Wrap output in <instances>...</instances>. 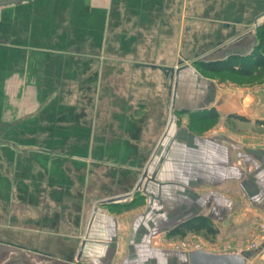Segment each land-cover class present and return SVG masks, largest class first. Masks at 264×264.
Instances as JSON below:
<instances>
[{
	"label": "crops",
	"instance_id": "obj_1",
	"mask_svg": "<svg viewBox=\"0 0 264 264\" xmlns=\"http://www.w3.org/2000/svg\"><path fill=\"white\" fill-rule=\"evenodd\" d=\"M7 5L0 130L25 132L0 142L9 226L78 243L81 264H185L188 251L160 241L199 219L216 245L247 250L235 246L264 220V83L206 76L195 62L250 55L264 0ZM211 109L213 131L187 128ZM253 252L249 264L264 263Z\"/></svg>",
	"mask_w": 264,
	"mask_h": 264
},
{
	"label": "rangeland",
	"instance_id": "obj_2",
	"mask_svg": "<svg viewBox=\"0 0 264 264\" xmlns=\"http://www.w3.org/2000/svg\"><path fill=\"white\" fill-rule=\"evenodd\" d=\"M11 0H0L1 2H8ZM8 4V3H7ZM7 4L0 5V10L6 8ZM8 13H5V17L2 18L0 25V44L6 45L9 43V25H8ZM1 16V15H0ZM3 17V16H2ZM37 19V18H36ZM260 21L254 24V29L257 31L258 40L264 42V33L262 32V24ZM261 34V35H260ZM6 38V39H4ZM261 38V39H260ZM8 59L9 54L7 51H0V79L4 82L0 85V113H8V108L10 107V102L7 95V80H8ZM196 66V65H195ZM197 68V66H196ZM198 69V68H197ZM198 71H200L198 69ZM4 75V76H3ZM207 76V75H206ZM218 77H225L231 82H239L241 86L246 85H262L264 83V74L255 79H238L233 76L220 75ZM224 78V79H225ZM6 92V93H5ZM13 106V105H12ZM13 108H15L13 106ZM178 125H181L182 115L177 114ZM3 117V114H2ZM7 117V114H6ZM218 121H202V120H191L189 121L187 128L197 136L205 135L213 131L217 125ZM0 130V142H24V131L23 130H9L8 126L1 125ZM4 127V129H3ZM4 154L7 155V152ZM9 169V163H0V170L7 174ZM1 186L3 188L0 191V245L15 249L19 252V255L25 264H81L78 262L77 254L79 250V244L76 242L62 241L61 237L48 235V236H33L30 232L26 231L24 228H17L9 226L8 216H9V204H8V180L2 179ZM135 198L138 195H134ZM115 203V202H114ZM109 206L108 208H110ZM128 208V207H127ZM131 208V207H130ZM117 212L122 211L125 208H115L114 206L110 208ZM262 222V221H261ZM260 222V223H261ZM259 223V224H260ZM202 227L197 231H178L176 234H167V240H161L160 244L165 246H174L179 249L189 251L197 247L206 248L213 252H227L232 250L235 244L224 243L221 247L216 245L214 238L216 233V228H213L208 221L201 222ZM209 225L210 228L206 229L204 226ZM50 229V228H49ZM252 237L248 238L245 242L238 244V249H246ZM227 250V251H226ZM252 264H264L261 261L253 262Z\"/></svg>",
	"mask_w": 264,
	"mask_h": 264
},
{
	"label": "trees",
	"instance_id": "obj_3",
	"mask_svg": "<svg viewBox=\"0 0 264 264\" xmlns=\"http://www.w3.org/2000/svg\"><path fill=\"white\" fill-rule=\"evenodd\" d=\"M261 34L264 33V26L262 27ZM260 34V35H261ZM261 39V38H260ZM195 65L204 75L207 76H233L238 79H255L264 74V42L259 40V45L250 55H236L231 56L225 60L221 61H196ZM225 78V77H222ZM219 114L215 109L202 112L192 116V119L202 120V121H217ZM242 118V117H241ZM245 119V118H242ZM264 124V122H259ZM114 203L108 204L112 206ZM130 207V206H128ZM201 219L191 220L184 222L176 228L175 231L171 232L172 235L176 234L178 231H197L202 227ZM209 229V225L204 226Z\"/></svg>",
	"mask_w": 264,
	"mask_h": 264
},
{
	"label": "water",
	"instance_id": "obj_4",
	"mask_svg": "<svg viewBox=\"0 0 264 264\" xmlns=\"http://www.w3.org/2000/svg\"><path fill=\"white\" fill-rule=\"evenodd\" d=\"M20 0H11L8 2H1L4 5L11 2H18ZM127 199L123 197L122 199ZM117 200H108L102 204L108 205ZM254 255L251 250L241 252H213L206 248L199 247L189 250L186 256L185 264H249V260ZM0 264H25L21 259L19 252L15 249L0 245Z\"/></svg>",
	"mask_w": 264,
	"mask_h": 264
},
{
	"label": "built area",
	"instance_id": "obj_5",
	"mask_svg": "<svg viewBox=\"0 0 264 264\" xmlns=\"http://www.w3.org/2000/svg\"><path fill=\"white\" fill-rule=\"evenodd\" d=\"M258 249H261V252L264 257V220L258 225V231L253 236L252 241L247 247V250L251 251H256Z\"/></svg>",
	"mask_w": 264,
	"mask_h": 264
}]
</instances>
